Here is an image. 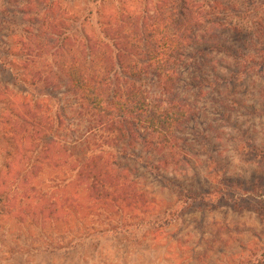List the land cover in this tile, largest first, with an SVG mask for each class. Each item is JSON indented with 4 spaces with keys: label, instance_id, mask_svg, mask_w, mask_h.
<instances>
[{
    "label": "rangeland",
    "instance_id": "obj_1",
    "mask_svg": "<svg viewBox=\"0 0 264 264\" xmlns=\"http://www.w3.org/2000/svg\"><path fill=\"white\" fill-rule=\"evenodd\" d=\"M183 6L172 92L140 80L151 104L186 110L175 147L137 127L107 141L66 65L137 56ZM263 90L264 0H0V264H264Z\"/></svg>",
    "mask_w": 264,
    "mask_h": 264
},
{
    "label": "trees",
    "instance_id": "obj_2",
    "mask_svg": "<svg viewBox=\"0 0 264 264\" xmlns=\"http://www.w3.org/2000/svg\"><path fill=\"white\" fill-rule=\"evenodd\" d=\"M189 10L188 6H183L175 12L171 32L165 27L167 25L161 29L156 23L149 25L155 35L148 33L137 56L128 54L126 49L121 48L114 64L108 69L97 68L90 74L82 71L79 64L66 65L64 73L68 87L78 94L82 104L92 112L95 129L105 134L107 141L131 145L138 134L134 129L137 127L147 133L143 142L146 140L147 144L159 149L175 147V125L187 116L186 110L172 100L151 104L140 80L151 71L160 78L165 93L172 92V85L177 82L176 68L181 62L180 56L188 35L193 30ZM263 93L264 90L260 92L264 100ZM21 122L36 126L30 119L21 117ZM253 148H262L260 151L264 153L263 144L253 145ZM95 159L94 156L81 163L86 169L93 171V188L97 186L96 179L103 182L106 178L95 173L99 163ZM260 160L264 163V158Z\"/></svg>",
    "mask_w": 264,
    "mask_h": 264
}]
</instances>
